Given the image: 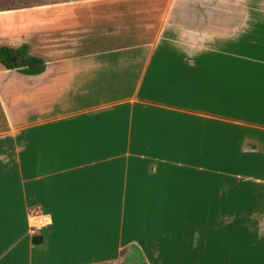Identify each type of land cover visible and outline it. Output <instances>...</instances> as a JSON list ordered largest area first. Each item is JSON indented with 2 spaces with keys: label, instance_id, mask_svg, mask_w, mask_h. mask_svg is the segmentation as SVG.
Wrapping results in <instances>:
<instances>
[{
  "label": "crops",
  "instance_id": "obj_1",
  "mask_svg": "<svg viewBox=\"0 0 264 264\" xmlns=\"http://www.w3.org/2000/svg\"><path fill=\"white\" fill-rule=\"evenodd\" d=\"M163 37L0 45L45 67L0 65V264H264L262 71Z\"/></svg>",
  "mask_w": 264,
  "mask_h": 264
},
{
  "label": "rangeland",
  "instance_id": "obj_2",
  "mask_svg": "<svg viewBox=\"0 0 264 264\" xmlns=\"http://www.w3.org/2000/svg\"><path fill=\"white\" fill-rule=\"evenodd\" d=\"M95 1L104 11L107 6L128 9L94 14ZM160 36L211 53L215 70L221 69L216 57L228 59L223 69L231 76L230 93L239 89L238 83L254 82L261 71L262 78L256 79L264 84V0H0V45L30 43L42 55L84 40L99 39L96 49H101L121 44V38L142 44ZM166 260L189 264L190 256Z\"/></svg>",
  "mask_w": 264,
  "mask_h": 264
},
{
  "label": "trees",
  "instance_id": "obj_3",
  "mask_svg": "<svg viewBox=\"0 0 264 264\" xmlns=\"http://www.w3.org/2000/svg\"><path fill=\"white\" fill-rule=\"evenodd\" d=\"M0 65L25 76L39 75L45 69L41 59L29 55L26 45L16 49L0 46Z\"/></svg>",
  "mask_w": 264,
  "mask_h": 264
},
{
  "label": "water",
  "instance_id": "obj_4",
  "mask_svg": "<svg viewBox=\"0 0 264 264\" xmlns=\"http://www.w3.org/2000/svg\"><path fill=\"white\" fill-rule=\"evenodd\" d=\"M39 240H41V238L38 237V236H35V237L32 238V242H33L34 244H36L37 241H39Z\"/></svg>",
  "mask_w": 264,
  "mask_h": 264
}]
</instances>
